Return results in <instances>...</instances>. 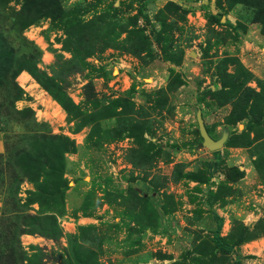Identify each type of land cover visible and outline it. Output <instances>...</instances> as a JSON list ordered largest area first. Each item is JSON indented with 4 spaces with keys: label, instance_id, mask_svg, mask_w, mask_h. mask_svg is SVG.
<instances>
[{
    "label": "rangeland",
    "instance_id": "1",
    "mask_svg": "<svg viewBox=\"0 0 264 264\" xmlns=\"http://www.w3.org/2000/svg\"><path fill=\"white\" fill-rule=\"evenodd\" d=\"M18 16L0 264H264V0H0Z\"/></svg>",
    "mask_w": 264,
    "mask_h": 264
},
{
    "label": "trees",
    "instance_id": "2",
    "mask_svg": "<svg viewBox=\"0 0 264 264\" xmlns=\"http://www.w3.org/2000/svg\"><path fill=\"white\" fill-rule=\"evenodd\" d=\"M9 26L4 27L0 23V89L3 87V82H10V89L5 91L7 100L0 104V109L4 111V116H10L13 109V102L21 98L23 92L15 84V79L23 69L31 73L37 72L35 67L36 52L32 50L31 54H26V48L31 44L27 43L22 36V32L27 26V23L22 22L21 18H13ZM220 225H218L214 233V242L217 247L227 248L219 236Z\"/></svg>",
    "mask_w": 264,
    "mask_h": 264
},
{
    "label": "water",
    "instance_id": "3",
    "mask_svg": "<svg viewBox=\"0 0 264 264\" xmlns=\"http://www.w3.org/2000/svg\"><path fill=\"white\" fill-rule=\"evenodd\" d=\"M196 122L199 131V135L202 143L198 145V148H206L210 152H216L220 150L225 142V136L221 137L219 140H213L206 132L203 120L200 113L196 114Z\"/></svg>",
    "mask_w": 264,
    "mask_h": 264
}]
</instances>
